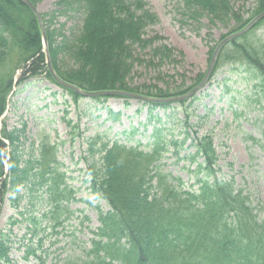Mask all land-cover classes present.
<instances>
[{
    "label": "trees",
    "instance_id": "trees-1",
    "mask_svg": "<svg viewBox=\"0 0 264 264\" xmlns=\"http://www.w3.org/2000/svg\"><path fill=\"white\" fill-rule=\"evenodd\" d=\"M30 1L37 7L43 0ZM252 1L253 7L242 12L231 0H177L176 13L182 26L200 24L205 17L211 28L221 25L228 30L222 41L264 13V0ZM69 13L81 14L83 22L79 30L66 36L62 32L64 25L56 28L55 24ZM41 16L57 76L83 91H120L169 99L187 94L205 77L206 73L199 74L193 85L182 84L171 92L130 86L128 79L135 65L141 63L138 50H148L150 63L158 66L173 62L175 56L185 57L165 44L155 46L163 38L146 37L147 29L159 21L147 0H58L54 10ZM262 26L264 20L223 48L214 75L224 67L239 64L254 74L264 90V39L256 33ZM208 37L211 39L210 34ZM217 46L209 50L208 65ZM43 50L35 14L19 0H0V211L7 201L16 209L22 199L31 203L27 212L18 213L20 220L10 218L9 225L28 223V234L32 236L24 240L31 245L25 246L23 259L29 261L32 257L39 264H46L43 252L47 258L50 256L49 250L43 248L46 234L50 232L58 238V229L65 230L73 219L70 206L76 196L68 185L59 146L51 142L50 136L30 141L25 136V124L10 130L1 118L15 87H26L39 79L62 89L74 104L82 99L62 88L50 74ZM93 100L100 102L101 98ZM197 100L181 101L176 108L171 104L144 103L149 117L142 127L146 131L152 126L147 144L133 138L139 134L135 128L132 133L120 134L127 137L125 142H103L100 136L88 140V158H84L87 182L108 211L100 209L99 226L90 231L92 238L83 246L80 257L56 258L54 264H264V207L257 208L234 178L218 177L221 170L212 133L198 136L201 126L192 122L196 112L191 108ZM158 109L171 110L165 114L167 121L154 115ZM175 109L184 115L180 117ZM204 118L207 116L201 117ZM169 122L177 123L183 141L167 135L173 131L167 126ZM191 136L189 147L196 152L187 157L197 165L196 182L186 187L182 178L165 169V160L172 147L178 150ZM39 230L44 235L38 239L36 249L33 238ZM58 243L56 239L53 246ZM14 245L15 240L0 226V264H14Z\"/></svg>",
    "mask_w": 264,
    "mask_h": 264
},
{
    "label": "rangeland",
    "instance_id": "rangeland-1",
    "mask_svg": "<svg viewBox=\"0 0 264 264\" xmlns=\"http://www.w3.org/2000/svg\"><path fill=\"white\" fill-rule=\"evenodd\" d=\"M57 1L43 0L38 8L41 13H48L55 9ZM147 1L149 9L156 14L159 21L147 29L146 37L163 38L164 40L158 41L155 46L165 44L184 53L185 57L181 59L175 56L173 62L158 66L150 63L151 56L148 50H138L137 56L141 63L135 65L128 83L132 88L150 86L169 92L182 84L193 85L196 77L208 69L210 48L218 44L228 30L221 25L211 28L207 17L203 18L200 24L190 22L182 26L176 13L177 0ZM231 1L236 10L242 12L248 11L254 5L252 0ZM57 22L56 28L64 25L62 32L69 36L81 28L83 20L81 14L69 13ZM256 33L264 39V26ZM209 34L211 39H208ZM18 90L19 92L12 96L6 114L8 128L10 130L22 128L25 124V136L30 141L50 136L51 142L59 146V157L65 167L68 185L73 188L76 196V201L70 206L74 211L73 219L66 224L65 230L61 229L59 243L53 247L56 237H52L50 232L46 234L47 239L43 248L49 250L50 256L47 258L43 252V259L46 264H54L56 258L63 260L68 255L78 258L81 256L83 246L92 238L90 231L99 226L100 209L103 212L108 210L105 203L96 199L90 184L86 181L89 177L86 175L88 166L84 158H88V140L100 136L103 142L105 140L125 142L127 137L120 134L124 131L132 133L135 128L139 129V134H134L133 138L147 144L151 140L152 126L144 131L145 127H142V124L147 123L148 107L136 100L117 97L100 102L82 99L78 104H74L65 92L46 79L31 81L29 85ZM197 98L199 100L191 108V111L196 112L192 122L201 126L198 136L205 132L212 133L218 156V168L221 170L219 177L234 178L237 186L244 188L251 195L254 205L263 208L264 90L259 80L242 65L224 67ZM176 106L173 105L175 108ZM170 112L171 110L164 112L158 109L154 115L159 114L167 121L165 114ZM175 112H179L180 117L184 115L179 109H175ZM203 116L207 118L201 119ZM176 125L174 122L167 124L173 128L167 135L183 141L184 136L179 134L180 128ZM194 136L186 139L184 145L180 144L182 147L178 150L172 147L165 161V169L182 178L186 187L196 182L194 172L197 165L187 157L195 152V148L189 147ZM99 146L100 143L96 148ZM16 207L18 209L8 201L0 211L1 228L15 240L11 257L14 264H39L32 257L29 261L23 259L25 246L29 243L24 237L32 236L28 234V223L22 221L12 227L9 225L10 218L14 221L20 220L18 213L27 212L31 203L28 199H22ZM34 210L40 212L37 205ZM38 234L33 238L35 248L38 247V239L44 235L40 230Z\"/></svg>",
    "mask_w": 264,
    "mask_h": 264
},
{
    "label": "water",
    "instance_id": "water-1",
    "mask_svg": "<svg viewBox=\"0 0 264 264\" xmlns=\"http://www.w3.org/2000/svg\"><path fill=\"white\" fill-rule=\"evenodd\" d=\"M23 4H25L26 6H28L29 8H31V10L36 14L37 16V19L39 21V24H40V27H41V30H42V34H43V38H44V47H45V52H46V56H47V63H48V67L51 71V73L53 74V76L56 78V80L64 87L66 88H70L74 91H76L78 94L84 96V97H87V98H92V97H96V96H114V95H124V96H127V97H131V98H134V99H140V100H143V101H149V102H162V103H173V102H177V101H182L184 99H187V98H190L192 97L196 92H198V90H200L204 85L205 83L207 82V80L209 79L210 75L212 74V71L215 67V64H216V61H217V58H218V55L221 51V49L226 45L228 44L230 41L244 35L245 33H247L248 31H250L259 21L263 20L264 19V13L262 15H260L259 17H257L256 19H254L250 24L249 26H247L243 31L237 33V34H234V35H231L229 37H227L217 48V50L215 51V54L213 56V59H212V62H211V65H210V68L208 70V73H207V76L206 78L204 79V81L202 82V84L197 87L196 89H194L192 92H190L189 94H187L186 96H183V97H179V98H172V99H167V100H156V99H147V98H144V97H140V96H136V95H132V94H128V93H121V92H106V93H98V94H92V93H88V92H83L81 90H79L78 88L74 87V86H70V85H67V84H64L62 83L61 81H59V79H57L56 75H55V72H54V69H53V66H52V61H51V58H50V55H49V52H48V43H47V36H46V31H45V28H44V25H43V22H42V19H41V16L40 14L38 13L37 9L33 6V4L29 1V0H20Z\"/></svg>",
    "mask_w": 264,
    "mask_h": 264
}]
</instances>
